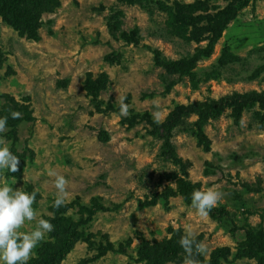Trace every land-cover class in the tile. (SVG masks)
Instances as JSON below:
<instances>
[{"label": "rangeland", "instance_id": "1", "mask_svg": "<svg viewBox=\"0 0 264 264\" xmlns=\"http://www.w3.org/2000/svg\"><path fill=\"white\" fill-rule=\"evenodd\" d=\"M217 28L190 73L166 66ZM252 91H264V0H0V138L20 159L0 184L36 192L37 219L55 226L27 264H259L264 101L247 105ZM224 96L217 118L189 110ZM174 112L168 159L157 129ZM50 169L68 180L58 209ZM210 188L223 197L201 217L191 194ZM185 229L206 255L188 258Z\"/></svg>", "mask_w": 264, "mask_h": 264}, {"label": "clouds", "instance_id": "2", "mask_svg": "<svg viewBox=\"0 0 264 264\" xmlns=\"http://www.w3.org/2000/svg\"><path fill=\"white\" fill-rule=\"evenodd\" d=\"M125 101L126 96H121L119 103L121 118L130 115L129 105ZM10 114L13 120L20 119L22 116L19 111H11ZM8 120V116H0V137L8 129ZM156 122L160 123L159 119H156ZM19 164V157L13 154L10 146L0 138V174L5 171L17 172ZM48 174L55 177L57 195L53 206L58 209L66 203L68 180L55 170L50 169ZM222 197L223 193L217 189L194 190L191 194V207L201 217H207L211 210L219 205ZM35 201L36 192L18 191L8 184H0V264H27L33 250L45 241L49 233L54 231L55 226L51 219H37V212L33 207ZM32 221H35V226L31 231L21 230L26 222ZM179 244L190 259L194 255H206L208 252L207 246L197 240L196 233L191 229H185Z\"/></svg>", "mask_w": 264, "mask_h": 264}, {"label": "trees", "instance_id": "3", "mask_svg": "<svg viewBox=\"0 0 264 264\" xmlns=\"http://www.w3.org/2000/svg\"><path fill=\"white\" fill-rule=\"evenodd\" d=\"M221 28L215 29L214 36L212 40L207 44L205 48H203L200 53L197 55L196 58L188 59V58H180L176 60H169L166 61V66L172 69L174 72H177L181 75H185L190 73L193 69L196 59L206 58L209 57L212 52L217 40L222 35ZM245 99L249 100V106H254L256 102H263L264 101V91H252L249 96H244ZM230 98L228 96L221 97L219 99H208L204 102H195L189 107L190 111L197 112L202 118H217L219 117L224 109L230 104ZM168 123L161 124L157 129V135L160 138L165 139L164 147L165 150L163 151V155L168 158L172 159L174 157V147L170 141V133L174 127L177 126V123L180 121V117L177 116V113H173L169 117ZM259 264H264V257L261 258Z\"/></svg>", "mask_w": 264, "mask_h": 264}]
</instances>
